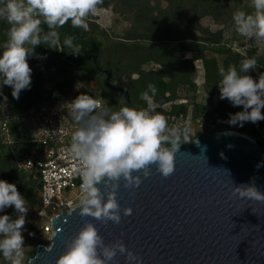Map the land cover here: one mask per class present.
<instances>
[{
    "label": "trees",
    "instance_id": "1",
    "mask_svg": "<svg viewBox=\"0 0 264 264\" xmlns=\"http://www.w3.org/2000/svg\"><path fill=\"white\" fill-rule=\"evenodd\" d=\"M105 5H111L114 15L112 30L99 22L97 15L88 17L87 31L72 27L69 21L56 29L61 46L65 37H72L74 44L81 47V54H70L67 48L60 51L38 45L28 56L32 69L30 86L21 90L18 99L13 97L11 86L0 88V180L15 184L26 203L35 209L42 203L40 173L36 168H23L21 158L36 143L30 126L20 114L40 101L67 95H72L73 100L81 94L103 99L116 111L127 106L124 94L107 86L106 72L96 67L88 57L90 54L111 72L113 85L128 91L134 108L147 109L141 94L149 91V84H154L157 93L152 96L149 92V96L156 103V113L168 122L182 116L199 123L200 128L194 134H190L188 124L178 127L181 133L188 129L189 140L209 131L204 124L209 122L218 127L216 130L246 133L264 146V137L261 138L264 120L245 121L242 126L239 122L230 124L231 115L244 111L243 105L233 106L228 99L215 102L212 95L201 99L202 86L209 91L220 90L221 68L227 71L235 66L239 71L241 61L255 59L257 68L245 74L257 81L264 74V50L260 51L256 41L247 47L248 41L236 31L233 21L237 10L249 14L254 11L252 0H103L98 8ZM9 28L7 21L0 18V53ZM41 28L48 31L46 24L42 23ZM149 62L155 66L144 68ZM198 63L203 66L202 84L197 80ZM261 111L264 113V109ZM8 112L13 117L3 129L1 121ZM167 146L170 144L164 145ZM2 215L16 219L20 213L13 205L0 211ZM29 228L41 230L40 221L34 220ZM47 242L41 239L32 246L26 264L36 255L38 246ZM0 264H8L2 253Z\"/></svg>",
    "mask_w": 264,
    "mask_h": 264
},
{
    "label": "clouds",
    "instance_id": "2",
    "mask_svg": "<svg viewBox=\"0 0 264 264\" xmlns=\"http://www.w3.org/2000/svg\"><path fill=\"white\" fill-rule=\"evenodd\" d=\"M102 3L103 0H0V18L10 25L8 39L0 53V87L11 86L13 97L18 99L21 90L30 86L32 69L28 56L38 45L60 51L67 48L70 54H81V47L74 44L72 37H65L61 46L56 29L70 21L72 27L87 31L88 17L96 15ZM252 7L251 14L242 10L233 14L236 31L257 42L264 41V0H252ZM42 23L47 25L48 31L41 28ZM254 68H257L256 60L245 59L239 71L235 66L227 71L219 70L220 98L244 108L231 115L230 124L239 122L242 126L245 121L264 120L261 111L264 109V74L259 76L258 82L245 74ZM148 90L141 94L147 109L125 106L111 111L101 101L82 94L71 102V116L79 128L72 135L69 151L80 163L77 171L82 178L81 216L118 225L121 214L117 190L122 179L126 188L139 187L142 183L139 173L148 177L153 164L165 178L174 172L175 153L182 143L190 141L188 129L184 128L181 133L179 128H169L166 118L155 112L149 96V92L155 96L156 86L149 84ZM165 144L171 147H164ZM100 184L107 189L106 201ZM234 190L241 198L264 201V192L254 183L234 187ZM13 205L20 213L18 218L0 216V253L10 264H23L22 229L28 207L15 184L0 180V211ZM132 211L128 207L124 215H131ZM118 252L126 254L127 261L140 264V258L124 243L105 244L99 229L89 221L67 242L56 264H110Z\"/></svg>",
    "mask_w": 264,
    "mask_h": 264
},
{
    "label": "water",
    "instance_id": "3",
    "mask_svg": "<svg viewBox=\"0 0 264 264\" xmlns=\"http://www.w3.org/2000/svg\"><path fill=\"white\" fill-rule=\"evenodd\" d=\"M106 72L107 86L113 85ZM182 143V142H181ZM167 147H171L167 146ZM142 177L139 187L117 190L120 224H107L81 216V204L52 219L50 245L40 244L27 264H56L67 242L89 221L99 229L105 244L122 242L140 258V264H264V201L241 198L234 187L255 186L264 192V146L235 130L203 131L182 143L175 153V170L164 177L157 165ZM136 173H134L135 175ZM107 199V189L100 184ZM131 207V215L124 209ZM110 264H136L119 252Z\"/></svg>",
    "mask_w": 264,
    "mask_h": 264
},
{
    "label": "built area",
    "instance_id": "4",
    "mask_svg": "<svg viewBox=\"0 0 264 264\" xmlns=\"http://www.w3.org/2000/svg\"><path fill=\"white\" fill-rule=\"evenodd\" d=\"M66 91L69 93L70 89L67 88ZM97 100L105 108L116 111L105 100ZM72 101V95L60 99H45L20 114L28 122L32 139L36 143L21 158V166L25 169L36 168L40 173L39 194L42 203L35 212V218L40 221L42 232L48 235L50 241L55 232L52 219L63 212H71L81 204L83 195L82 178L77 171L80 163L69 151L72 135L79 128V124L71 116ZM153 104L156 105L154 100ZM12 117L8 112L1 121L3 129L7 128L8 120ZM188 123L189 120L181 116L169 121L168 127L178 128ZM204 124L208 128L214 126L209 122Z\"/></svg>",
    "mask_w": 264,
    "mask_h": 264
},
{
    "label": "rangeland",
    "instance_id": "5",
    "mask_svg": "<svg viewBox=\"0 0 264 264\" xmlns=\"http://www.w3.org/2000/svg\"><path fill=\"white\" fill-rule=\"evenodd\" d=\"M96 15L99 18L98 21L101 22L104 26L110 28L111 30L114 28V24H113L114 23V15H113V12L111 11V5H105L102 8H98V12H97ZM121 27H122V25H120L118 27V29H121ZM245 39L248 41V44L246 45L247 47L250 46L252 41H256L257 42V40L255 38L245 37ZM257 43L260 45V51L262 52L264 50V41H260V42H257ZM238 46H239V48H243L241 45H238ZM153 66H155V63L154 62H149V63L145 64L143 67L147 68V69H151ZM202 74H203V66H202L201 63H198V77H197V80L201 84H202V79H203L202 78ZM201 88H202L201 99L205 100V98H207L210 95H212L214 97V101L215 102H217L218 100L221 99L220 98V90H215V91L211 90V91H209V90L205 89L204 86H202ZM27 124H28V122H27ZM188 125H189L188 127H189L190 134H194L196 132V130L198 128H200L199 127L200 126L199 123H194L192 121L191 122L189 121ZM208 129H209V131H214V130L218 129V127L212 126L211 128H208ZM263 137H264V132H263L261 138H263ZM26 206L28 207V212L26 213V216H25L26 223L23 226V234H22L25 237L24 238V248H23V252H24L23 264H26V257H27L28 251L31 250V248H32V246L34 244H39V241L41 239L48 240L46 245H50V240L48 238V235L43 233L41 231L42 229L41 230L38 229V231H32L29 228L30 225L32 224V222L34 220H36L35 219V212H36L37 209L33 208L29 204H26ZM8 264H10L9 261H8Z\"/></svg>",
    "mask_w": 264,
    "mask_h": 264
}]
</instances>
